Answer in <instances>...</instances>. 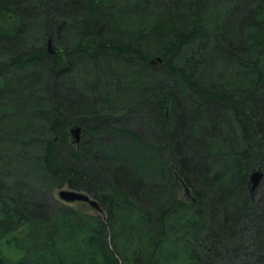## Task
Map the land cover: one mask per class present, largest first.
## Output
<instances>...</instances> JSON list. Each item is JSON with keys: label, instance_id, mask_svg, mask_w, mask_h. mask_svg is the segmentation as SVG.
<instances>
[{"label": "trees", "instance_id": "trees-1", "mask_svg": "<svg viewBox=\"0 0 264 264\" xmlns=\"http://www.w3.org/2000/svg\"><path fill=\"white\" fill-rule=\"evenodd\" d=\"M259 166L264 0H0V264H264Z\"/></svg>", "mask_w": 264, "mask_h": 264}, {"label": "water", "instance_id": "water-1", "mask_svg": "<svg viewBox=\"0 0 264 264\" xmlns=\"http://www.w3.org/2000/svg\"><path fill=\"white\" fill-rule=\"evenodd\" d=\"M51 41V40H50ZM49 52H52L53 49H51V42H49ZM81 126L77 125L70 129L72 134V141L75 143H79L81 139ZM264 175V171L261 167L254 169L250 174V181H251V188L252 190H255V188L259 185L262 177ZM59 196L62 200L66 202H72V201H86L91 206H93L96 209H101L100 202L95 198L92 197L90 194L83 192L82 190L78 189H60L59 190Z\"/></svg>", "mask_w": 264, "mask_h": 264}, {"label": "rangeland", "instance_id": "rangeland-1", "mask_svg": "<svg viewBox=\"0 0 264 264\" xmlns=\"http://www.w3.org/2000/svg\"><path fill=\"white\" fill-rule=\"evenodd\" d=\"M99 153L102 155V151L99 150ZM262 181H263L262 182V186L260 185L261 188L259 187L258 188V191H256L255 198L257 196H259L261 194V192H264V178H263ZM61 188L68 189V188H71V187L65 185L64 187H61ZM59 189L60 188H57L53 192V196H54V198L57 201H61L63 204H66L69 207H72V208L78 210L81 213V215H89V216H92V215H102V213H101L102 210H99V209L96 210L93 206H91L86 201L85 202L84 201H72V202H69L68 201V202H66V201L62 200L60 198V196H59ZM72 189H74V188H72ZM82 191L85 192V193H88V194H90L92 196V194L90 192L85 191V190H82ZM96 199L98 200V198H96ZM255 201H257V198L255 199ZM258 213H259V211H258ZM253 214H255V212ZM252 221H250V222H252ZM110 236H108L107 240L109 242V245L112 248L113 245H112V241H111V237ZM245 237H246V242H247L246 244L250 243L249 245H247V247H245L246 248V251H250L251 252V251L254 250V246H253V243H252L253 228H249L248 229V232H247V234H246ZM238 261H239V258H236V257H234L233 260H232V262H235V263L238 262Z\"/></svg>", "mask_w": 264, "mask_h": 264}, {"label": "bare ground", "instance_id": "bare-ground-1", "mask_svg": "<svg viewBox=\"0 0 264 264\" xmlns=\"http://www.w3.org/2000/svg\"><path fill=\"white\" fill-rule=\"evenodd\" d=\"M259 168V167H258Z\"/></svg>", "mask_w": 264, "mask_h": 264}]
</instances>
